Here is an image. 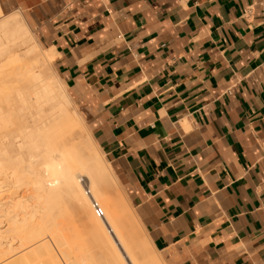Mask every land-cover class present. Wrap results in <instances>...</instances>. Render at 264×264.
<instances>
[{"label": "crops", "instance_id": "crops-1", "mask_svg": "<svg viewBox=\"0 0 264 264\" xmlns=\"http://www.w3.org/2000/svg\"><path fill=\"white\" fill-rule=\"evenodd\" d=\"M259 1L0 0L52 52L161 264H264Z\"/></svg>", "mask_w": 264, "mask_h": 264}, {"label": "bare ground", "instance_id": "bare-ground-1", "mask_svg": "<svg viewBox=\"0 0 264 264\" xmlns=\"http://www.w3.org/2000/svg\"><path fill=\"white\" fill-rule=\"evenodd\" d=\"M52 56L40 48L19 13L0 18V193L9 196L0 202V227H6L0 239L14 232L24 249L33 250L52 237L62 243L72 220L79 218L101 238L108 264H161L147 236L143 233L141 241L130 226L141 227L130 205L108 191L110 183L119 185L64 81L40 69ZM7 63L19 65L6 74ZM95 203L103 217L96 214ZM1 243L0 264L18 261L15 246L8 243L3 251Z\"/></svg>", "mask_w": 264, "mask_h": 264}, {"label": "rangeland", "instance_id": "rangeland-1", "mask_svg": "<svg viewBox=\"0 0 264 264\" xmlns=\"http://www.w3.org/2000/svg\"><path fill=\"white\" fill-rule=\"evenodd\" d=\"M14 13H19V12H14ZM14 13H11V14H14ZM11 14H2L1 17L7 16V15H11ZM19 14L22 16V18H24V16L21 13H19ZM24 21H26L25 23L30 28L31 32L34 34V32L32 30V27L29 25L27 20L25 19ZM39 46L43 50H48V48L46 46H43V45H40V44H39ZM20 48L21 47H19V49ZM25 51H26V49L22 48V49H20L19 53L22 54V53H25ZM53 58H54V56H52V59H51L50 63H48L47 65H41L40 69H42L44 71H47V73H49V74L50 73L57 74L55 61L53 60ZM17 64L19 65V63H11V64L7 63V65H4V70H6V72H7L6 74H8L11 71L12 68L16 69L14 67H17ZM47 66H48V68H47ZM11 73H12V71L10 72V74ZM66 89H67V92H68L69 96L70 97L72 96L71 97V99L73 98L72 101L74 100L73 101V105L75 106L76 110H77V107L79 108V110H81L80 105L76 102V99L72 95L70 89L67 88V85H66ZM89 127H90V124H89ZM104 158H105V156H104ZM107 163H108V161H107ZM114 178L116 179L115 176H114ZM82 180H83V183H84V185H85V187L87 189L88 188V186H87L88 179L83 177ZM116 181H117V179H116ZM117 183H118V181H117ZM118 185H119V183H118ZM7 189H9V188L7 187ZM108 191L110 192V194H112V196L114 195V196L119 197L122 200H124V203L127 205V203H128L127 198L124 195V193L122 192V190L120 189V185L119 186H115L114 183H110L109 187H108ZM20 193L22 194V192H19L18 194L15 195V197L17 199L20 198L19 197ZM119 195H121V196H119ZM4 197L7 198V200ZM0 200H2V201H0L2 203L7 202V201H9V196L2 195L0 193ZM128 208H130V206ZM130 210L132 211L131 208H130ZM58 219L59 220H63L62 217H59ZM81 222L82 221L79 218H75V219L72 220V222H71L72 226L71 227H73V228L69 229V232L66 234V240L63 241L62 243L59 240H56V239L54 240V238L52 237L51 238L52 243H51V240L49 239L48 240V244L46 246H43L41 248L34 249V250H33V247H31L29 249H24L25 246L23 247V246L20 245L21 242H20L19 238L17 236H15L16 234L14 232H10L12 235L10 233H7V234H5V237L3 235L2 239H0L1 240L0 242H2L1 245H3L2 249L4 251L5 250L4 246H6L8 243H11L13 247L15 246L14 248H16V249H14V250L17 252V255H15L16 256L15 258L18 259V261L15 260V262L13 264H17V263L18 264H22L25 260H27V261H25L23 264H31V263L32 264H108L106 258H108L110 255L108 254V252L106 250H104V248H102V244H101L102 240H101V238L91 234L89 232V230L87 228H85L84 225H82L83 222L82 223ZM130 226L133 227V229L136 228L135 229L136 232H140V233H138V235L140 234V236H142L140 238L141 241H142L143 233H144V232H142L143 230H141L142 228L141 227H140V229H139V227L137 228V224H135V225L131 224ZM2 228L5 229L6 227L4 228V226H1L0 230H3ZM137 229L140 230V231H138ZM10 239H12V240H10ZM143 240H145V239H143ZM144 242H146V241H143V243ZM50 243H51V245H50ZM22 248H23V250H22ZM29 250H30V252H29ZM36 251H37V253H36ZM45 251H47V252H45ZM12 253H14V252H12ZM32 257H34V258H32ZM22 259H25V260H22ZM21 260H22V262H21ZM31 260H33V261H31Z\"/></svg>", "mask_w": 264, "mask_h": 264}, {"label": "built area", "instance_id": "built-area-1", "mask_svg": "<svg viewBox=\"0 0 264 264\" xmlns=\"http://www.w3.org/2000/svg\"><path fill=\"white\" fill-rule=\"evenodd\" d=\"M258 5H259L260 16H261L260 23L264 25V0H260ZM94 207H95V212L98 215V217H103L104 216L103 209L97 203H95Z\"/></svg>", "mask_w": 264, "mask_h": 264}]
</instances>
